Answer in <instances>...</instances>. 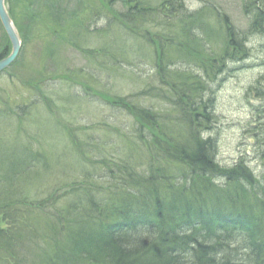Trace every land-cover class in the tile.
Listing matches in <instances>:
<instances>
[{
    "label": "trees",
    "instance_id": "1",
    "mask_svg": "<svg viewBox=\"0 0 264 264\" xmlns=\"http://www.w3.org/2000/svg\"><path fill=\"white\" fill-rule=\"evenodd\" d=\"M6 3L23 39L11 67L28 57L24 68L33 77L24 83L29 99L11 104L3 98L0 104V264H264V137L257 173L244 159L229 167L218 163L208 134L215 121L210 82L228 61L249 57L248 35L208 7L189 12L184 0H138L132 7L124 2L126 13L102 8L135 44L122 33L113 43L116 33L107 26L100 30L110 33L106 45L91 48L86 6L70 9L64 0ZM250 7L249 31L264 37V0H251ZM44 33L51 39L31 62L28 42L40 43ZM69 48L90 64L80 70L83 75L59 60ZM11 50L0 21V61ZM135 53L152 60L147 66L155 73L143 81L146 90L136 96L105 90L93 74L97 63L131 76L139 89ZM36 63L44 65L37 73L31 71ZM145 95L170 106L131 103ZM90 98L116 106L132 120V131L126 122L105 119L97 126L99 138L88 136L90 126H82L81 135L69 124L64 129L63 116ZM31 107L41 131L46 123L56 129L55 152L40 133L25 128Z\"/></svg>",
    "mask_w": 264,
    "mask_h": 264
},
{
    "label": "rangeland",
    "instance_id": "2",
    "mask_svg": "<svg viewBox=\"0 0 264 264\" xmlns=\"http://www.w3.org/2000/svg\"><path fill=\"white\" fill-rule=\"evenodd\" d=\"M126 1L131 2V4L128 3V5L132 7L138 0H83L82 4L79 3V0H64V5L66 4L65 6L75 10L82 9L84 6L87 7L84 10H87L89 12L88 14H92V17L90 16V19L87 16L85 17L88 18L86 20V26L93 36L91 39L92 44L88 46L91 48H98L102 45H106V42H108L107 39L110 33L107 32L105 34V32L100 31L107 26L113 27L112 31L116 33V35L114 34L115 36L112 35V37L115 38L113 43L118 41L121 35L120 33H122V39L125 42L128 43V41H130L135 44V41L129 40V37L126 36L124 30L118 23L111 24V22L116 21L112 19L110 13L106 9H102L104 8L103 5L106 4L107 7L113 9L115 13H126L127 8L124 7V2L126 3ZM152 1L154 0H150V3H152ZM184 4L189 12L199 11L205 7L211 10L213 9L219 12L222 17L227 18L229 25L242 36L248 35L247 45L250 50L249 57L245 60H236L235 62L228 61L226 63L225 72L217 75L218 78L214 84L211 85L210 82V90H213V93L209 91L207 97H212L214 100L211 111L213 116H215V121L213 120L212 129L208 134L215 139L217 145L216 161L218 163L225 167H229L237 164L240 159H244L250 167L259 173L263 168L262 162L259 159L261 156L259 151L261 150V145H259V141L264 137L261 134V129L264 130V113L262 112V108H264V80L261 81L264 77V37L260 34L253 35L249 31L252 18L251 12L253 10L251 9L253 7H250L251 0H184ZM78 12H80V10H78ZM63 15H65V12ZM70 20L72 19L70 18ZM78 29L79 28L75 30L78 31ZM49 39L51 38L48 37L47 33H44L42 34L40 43L34 41L31 43L28 42V51L32 48V53L30 54L31 62L38 58L39 52L46 46V42ZM121 43H123V41ZM53 50L58 51V46H54ZM134 55L135 58L139 59H134L135 64L138 66L140 65L138 71L139 89L135 88L133 79L132 81L130 80L131 76L126 78L119 72H109L97 63L95 66L93 65L95 67L93 74H95L96 77L99 78V81H101V84L106 87L105 90L110 89L118 94L129 95L130 93L135 94V96L136 93L146 90L147 86L143 87V81H150L155 73L152 65L147 66L152 60H147V57L143 60V58L136 53ZM26 59L21 61V65L8 69L7 73L0 77V104L3 98L9 99L11 104H15L14 102L18 101L24 102L29 99L28 87H26L25 84L33 77V74H30L29 71L24 68L26 67L24 66V63L27 62ZM112 59L121 61L120 58L116 59L113 56L111 57V60ZM59 60H62V63L66 64L67 70L70 72L72 70V73H77L79 75H83L80 74V70L86 71V68H90V64L85 61L83 53L73 48L63 51V55L59 57ZM117 63L120 64L119 62ZM107 64L110 66L111 62ZM43 66L42 64L36 63L31 71L36 70L35 72L37 73V71L43 70ZM104 66L106 67L105 63ZM125 66L122 65V68H125ZM189 66L193 67L191 64ZM129 67H127V69H129ZM92 69L93 68H91L90 71H92ZM131 71L133 70H130L129 73H131ZM76 90H79L80 95L82 94L86 99L89 98L84 95V91H82L80 86L76 85L75 91ZM72 93L73 91L71 94ZM90 99H92L89 100L91 103L88 102V104L84 105L81 101L79 103L80 105H77V109L74 108L70 113L63 116L65 120L62 121L63 128L69 124L70 127L74 128L77 135H81V130L83 129L81 127L90 126L94 128V130H89L88 136L93 135L94 137H98L100 134L103 136V133L98 131L99 127L97 126L99 122L105 119L109 122H117L119 126L126 122L127 130H129V132L132 131V129H130L132 120L123 115L121 111L119 112L113 109L116 106L109 105L112 108H108V106L102 104L101 101L95 98ZM141 100L142 101H139L137 97V99H133L131 103L139 106H150L151 103H159L156 99L151 97L148 98L146 95ZM159 104H161L160 107L163 106L162 104L170 106V103L164 100ZM28 112L31 117L27 119L29 122L25 128H29L33 136L40 133L41 142L43 144L44 142H48L49 145H47V147L52 150V152H55L60 142L56 129L47 123L43 124L46 121V117L45 121L42 122L44 127H47L44 133L38 127L39 122L35 120L36 115L34 114L33 108L31 107ZM33 120H35V124H33ZM13 121L16 123L18 122L14 119ZM134 130L136 132L137 128L135 127L133 131ZM256 133H258V135ZM60 135L66 144L68 139L61 130ZM106 135L109 138L112 137L108 134ZM19 138L20 142L24 140L21 135ZM112 139L114 138L112 137ZM23 143L25 142L23 141ZM33 144V146L37 145H35V143ZM114 144H116V148L122 145V143L117 142V140L114 141ZM121 150L122 147L121 149L119 148L118 152H121ZM113 152H115V148ZM113 152L110 151L109 156L112 154L114 155ZM59 170L62 169L59 168Z\"/></svg>",
    "mask_w": 264,
    "mask_h": 264
},
{
    "label": "water",
    "instance_id": "3",
    "mask_svg": "<svg viewBox=\"0 0 264 264\" xmlns=\"http://www.w3.org/2000/svg\"><path fill=\"white\" fill-rule=\"evenodd\" d=\"M5 1L6 0H0V20L11 42L12 51L7 58L0 61V73L10 68V66L18 59L22 48V38L18 33L10 13H8Z\"/></svg>",
    "mask_w": 264,
    "mask_h": 264
},
{
    "label": "bare ground",
    "instance_id": "4",
    "mask_svg": "<svg viewBox=\"0 0 264 264\" xmlns=\"http://www.w3.org/2000/svg\"><path fill=\"white\" fill-rule=\"evenodd\" d=\"M7 1V0H6ZM6 1H5V3H6ZM7 4V3H6ZM38 31V30H37ZM34 32H36V31H34Z\"/></svg>",
    "mask_w": 264,
    "mask_h": 264
}]
</instances>
